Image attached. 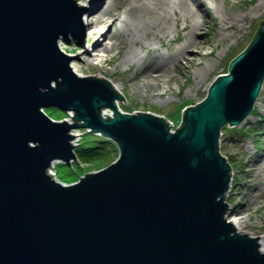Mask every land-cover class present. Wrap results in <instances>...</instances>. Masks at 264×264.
Listing matches in <instances>:
<instances>
[{"label": "water", "instance_id": "water-1", "mask_svg": "<svg viewBox=\"0 0 264 264\" xmlns=\"http://www.w3.org/2000/svg\"><path fill=\"white\" fill-rule=\"evenodd\" d=\"M80 3L0 0V264H264L256 238L226 220L230 163L218 145L264 80V11L171 132L147 110L117 109L124 93L108 73L71 66L76 48L57 41L83 35ZM47 107L72 112L73 124ZM74 128L118 155L64 185L48 170L75 159Z\"/></svg>", "mask_w": 264, "mask_h": 264}, {"label": "rangeland", "instance_id": "rangeland-1", "mask_svg": "<svg viewBox=\"0 0 264 264\" xmlns=\"http://www.w3.org/2000/svg\"><path fill=\"white\" fill-rule=\"evenodd\" d=\"M98 1V5L101 7L105 3L110 2L113 6L112 9L114 11H121V14L122 11L127 8V6L124 5V0ZM128 1L132 2V4L135 3L133 0ZM199 2L201 4V10L209 20L204 26L206 32L204 34V40L209 43V45H206L202 50V53L205 55L202 59L196 60V62L199 63L198 67H196V65L191 66L187 62H184V64L188 66L187 77H179L175 72H172L171 75L177 79L175 81L172 80L168 86L162 84L161 88L157 91H155V89L150 91H147L146 88L141 89L139 83L133 80L135 74H138L139 71L145 69L147 66V59L144 58L130 67H127L122 62L125 53L130 46L129 42H125L124 48L121 50L112 48L111 50L101 51L97 56L93 53V45L91 42L87 43L86 39L90 36L88 33V27L96 20V17L99 14L97 11L100 7L97 10L95 8V10L91 11V9L89 10V5L86 7V5L83 6V4H80L83 18H90L88 21L89 26L87 25L88 22L83 24L84 33L79 38L74 34L61 36L64 41V45L61 48L67 51L76 48V50L68 55L70 58L69 62L72 67H80L81 72L97 70L98 66L103 68L108 74L113 73V80L124 93V95L118 94L121 97L119 101L121 102L124 112L137 113L138 109L147 110L164 118L170 123V125L176 127L180 125L182 109L187 104H194L204 97L208 91L210 81L218 70L228 68L230 55L246 42L258 22L261 12L264 11V0H241L234 4V8L241 6L248 12H253L254 8L258 9L255 13V18L251 21H247L242 31H239V33H237V30L234 31V34L230 35L224 42H222L215 29L219 22L217 15L219 11L218 9L220 8V0H199ZM224 3L225 5L223 6L228 7V5L231 4V1H225ZM235 13L239 12L235 11ZM177 24L178 27H180L181 20H179ZM100 26L101 24L98 23L96 29ZM115 28L120 29V26L117 25ZM229 32L232 33L231 30ZM173 35L174 33L168 38H171ZM104 38L105 36H97L96 40L98 43L105 45ZM153 43L156 42L154 41ZM108 46H111V44H108ZM133 48L137 52H140L138 46H134ZM159 51L167 53V51L162 48H160ZM209 51H212V53L207 54ZM142 54L143 53L140 55ZM108 61L111 62L108 63ZM207 63L211 64L212 69L204 76L196 74L197 69L201 66L206 70ZM165 90L168 91L162 93L163 95H161V97L157 95ZM263 95L264 80L253 107L249 115L246 117V123L240 122L234 127H223L221 129L218 145L219 151L230 163V183L225 197V203L227 205L225 217L232 218L238 216L244 221L247 233L255 234L257 236L263 235L264 239V160L262 167L256 174L257 176H254L252 179L241 171L243 164L252 165L262 160V157L264 156V102H260V97ZM257 101H259V103ZM42 111L54 121H64L73 124L70 118L73 114L70 111L63 112L56 107L43 108ZM103 113L106 115L104 116L105 118L107 116H112L110 111H103ZM250 115L253 116L251 117ZM69 134L76 135L75 138L72 139L73 141H70V143L72 142V146H74L73 152L75 159L71 160L68 165L63 164L62 162L54 163L52 165L53 167L48 170V172L53 174L54 180L64 185L75 183L84 174L98 171L108 166L117 158L118 149L113 141L99 134H91L88 130L80 128L71 129ZM98 136L101 137L98 138ZM95 140H107L108 142L99 144L100 149L97 150V154L95 155L88 156V153L91 151H82V148L87 146H78L81 141H89L93 144L92 141ZM260 140L262 141V144H260ZM233 146L248 147L247 153L239 156L236 154L238 151L237 148H234ZM235 191L239 194L235 201L231 202L230 197L235 194ZM243 235L253 237L252 235ZM258 252L260 253L259 247Z\"/></svg>", "mask_w": 264, "mask_h": 264}, {"label": "bare ground", "instance_id": "bare-ground-1", "mask_svg": "<svg viewBox=\"0 0 264 264\" xmlns=\"http://www.w3.org/2000/svg\"><path fill=\"white\" fill-rule=\"evenodd\" d=\"M133 1L135 3L132 4V2L124 0V5H126L127 8H125L121 14V11H114L112 9L113 6L110 2L105 3L101 7L98 5V0H81L80 4H83V6L86 5V7L89 5V10L91 9V11L95 10V8L97 10L100 7L97 11L99 14L92 25L89 26L88 21L90 18H88L87 21V25L89 26L88 33L90 36L87 37L86 42L92 43L93 53L97 56L104 50H111L112 48L121 50L124 48L125 42H129L130 46L122 62L127 67H130L144 58L147 59V66L145 69L139 71V73L135 74L133 77V80L139 83L140 88H146L147 91L152 89L157 91L161 88L162 84L168 86L172 80L175 81L177 78L171 75L172 72H175L179 77H187L188 66H186L184 62H187L191 66L196 65V67H198L199 63H197L196 60L204 57L205 54L202 53V50L206 45H209V43L204 40V34L206 33L204 26L209 20L201 10L199 0ZM225 1H231V4H229L228 7H224ZM240 1L241 0H220L219 2L220 8L218 9L217 15L219 22L215 29L222 42L230 35L234 34V31L237 30V33L242 31L245 23L255 18V13L258 8H254L253 12L245 11L241 6L234 8V4ZM235 11L239 13H235ZM86 19L85 17L84 23ZM179 20H181L180 27H178L177 24ZM98 23L101 24V26L96 29ZM117 25L120 26V29L117 28L118 30L115 28ZM230 30L232 33L229 32ZM172 33H174V35L168 38ZM97 36H105V45L98 43L96 40ZM154 41L156 43H153ZM57 42L60 47L64 45V41L61 37H59ZM108 44H111V46H108ZM134 46H138L140 52L134 50ZM160 48L167 51V53L160 52ZM141 53L143 54L140 55ZM211 53L212 51L207 52V54ZM110 62L111 61H108V63ZM73 68L81 72L80 67L73 66ZM206 68L205 70L203 66H201L197 69L196 74L200 76L206 75L207 72L212 69L211 64L207 63ZM97 70L105 72L103 68L98 66ZM109 75L113 79V73ZM166 91L168 90L162 91L157 95L161 97V95H163L162 93ZM257 102L259 103V101ZM260 102H264V95L260 97ZM115 104L117 109L124 112L119 100H116ZM103 111H110L112 113L111 109L105 108L101 111L102 117L106 116ZM250 116L252 117L253 115ZM246 121L247 118H245L242 123H246ZM71 136L73 139L76 135ZM260 144H262L261 140ZM233 147L237 148L238 151L236 154L239 156L245 155L248 150V147L244 146ZM263 160L264 156L262 160L252 165L243 164L241 167L242 173L247 174L251 179L257 176L256 174L263 165ZM53 164L54 162L51 166ZM48 174L53 178L52 173L48 172ZM238 194L239 193L235 191V194L230 197V201L234 202ZM226 219L231 223L236 233L252 235L256 238L260 253L264 252L263 235L257 236L247 233L244 221L238 216L232 218L226 217Z\"/></svg>", "mask_w": 264, "mask_h": 264}, {"label": "trees", "instance_id": "trees-1", "mask_svg": "<svg viewBox=\"0 0 264 264\" xmlns=\"http://www.w3.org/2000/svg\"><path fill=\"white\" fill-rule=\"evenodd\" d=\"M235 58V57H234ZM233 58V59H234ZM232 59V60H233ZM231 60V61H232ZM230 61V62H231ZM181 120H182V114H181ZM182 124V123H181ZM101 136H98V138H100ZM93 142V144H91L89 141H84V142H80V144H78V146H87V147H85V148H82V151L84 150V151H86V152H89V151H91L90 153H88V156H92V155H95V154H97V150H99L100 149V146H99V144H101V143H108L107 142V140L106 141H98V140H95V141H92ZM95 149V150H94ZM234 183V182H233ZM233 183H231V184H233Z\"/></svg>", "mask_w": 264, "mask_h": 264}, {"label": "built area", "instance_id": "built-area-1", "mask_svg": "<svg viewBox=\"0 0 264 264\" xmlns=\"http://www.w3.org/2000/svg\"><path fill=\"white\" fill-rule=\"evenodd\" d=\"M171 127H173V125H170ZM171 132H172V130H171Z\"/></svg>", "mask_w": 264, "mask_h": 264}]
</instances>
